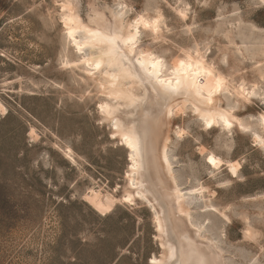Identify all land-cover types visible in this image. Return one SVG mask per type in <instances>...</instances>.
Here are the masks:
<instances>
[{"label":"rangeland","instance_id":"374dc122","mask_svg":"<svg viewBox=\"0 0 264 264\" xmlns=\"http://www.w3.org/2000/svg\"><path fill=\"white\" fill-rule=\"evenodd\" d=\"M65 1L91 28L128 34L138 17L158 19V33L140 26L136 50L165 61L163 78L186 52L226 78L210 106L229 114L232 128L218 121L206 129L184 102L166 127L168 161L191 200L185 230L200 234H191L193 247L214 244L221 264H264V148L241 131L264 137V0H0V264H149L163 256L158 206L148 196L122 200L127 150L98 108L105 100L121 115L139 89L123 81L118 97L99 92L107 66L91 70L82 59L93 50L77 51L65 36ZM76 36H85L81 28ZM201 84L205 94L204 76ZM98 190L118 198L105 213L84 201Z\"/></svg>","mask_w":264,"mask_h":264},{"label":"bare ground","instance_id":"6f19581e","mask_svg":"<svg viewBox=\"0 0 264 264\" xmlns=\"http://www.w3.org/2000/svg\"><path fill=\"white\" fill-rule=\"evenodd\" d=\"M71 6L68 1H65L61 4V19L65 31V36L71 42L75 50L81 51L82 48H84L85 40L91 39L90 37L86 36L78 38L76 36V33L80 28L82 29L83 27H87L88 29L93 31H103L112 28L118 31L116 28L108 25L106 26L104 24L100 26V24L97 23L94 28H91L87 25H82V23L77 21L75 13L72 10L74 8H71ZM141 27H143V25H141ZM70 30L74 33L73 37L71 38L68 36V32ZM135 30L136 27L133 23L132 30L128 34H123L120 31L118 32L127 37L130 34L136 35ZM124 50L129 55L133 54V50L131 48L125 47ZM141 52L146 54L144 57L145 62L148 61V58L150 56H155L154 54H152V52L148 50H142L141 47H138L137 50H135V55L137 58H140ZM189 56H191V62L193 66H195L196 63H201L204 66L210 68L213 73L210 77L204 76V79L208 82L209 86L207 92L205 91V99L203 100L194 95H189L187 97L183 95L168 96L166 104L162 100H158L157 94L153 91L151 83L147 82L146 79L141 80L133 78L144 75L140 65L135 63L134 60H125L124 69H121L119 67H107L105 72H107L108 75H102L101 81L97 83L99 92L105 93L110 97L120 96V92L116 87L118 82L127 81V83L132 85L134 83V85L136 84L139 89V93L135 95V97L139 101L138 104L135 107H130L132 103L130 97H133L134 95L128 96L127 99H129V101L126 105L127 109L125 113L121 115H118V111L111 108L105 100L100 101L98 108L100 113L104 115V119L111 126L112 136L117 137L118 143L127 150L129 172L126 178L128 189L122 196V200L128 203L129 198L132 201V197L143 198L148 196L150 200L158 206V210L154 211L152 219L154 220L158 238L164 239L162 244L163 256L158 260L155 257H151L149 264H221V253L219 254L217 248L214 247V244L205 243V245L202 244L203 248L199 249L198 247H193L194 242L190 238L191 234L192 236H194L193 238L195 240L199 238L200 234L198 232L199 229L197 230V228H195L193 232L191 231V234L189 233L190 235L187 233V231L190 229V225L188 224L190 222H188V206L191 200H184L180 193L181 191L179 192V188H177V184L175 183L174 176L172 174L173 172H171V165L168 161L167 151L170 138L166 127L170 122V116L173 113L181 112L184 109V102L190 101L194 106L192 107L193 110L196 111L201 118L202 115L206 112L227 114L224 111L217 110L207 103V95L209 90L214 89L215 79L221 78L225 83L226 78L217 70H215L214 67L210 65L198 52H186L182 59L187 61ZM97 58L98 54L90 53L86 56H83L82 60L86 65H89L91 67V70L97 71L94 67V63ZM107 63L108 58L105 57L104 64L107 66ZM177 65L178 63L175 64L172 69L176 68ZM126 72L131 73V75H126ZM113 76H115L116 78H111ZM169 78L173 80V86H175V77L173 71L171 72L170 77L164 79ZM115 87L117 88L116 90H114ZM241 89L242 88H236L239 96L243 95ZM201 90H203V87L201 88ZM213 96L211 97L212 100L214 98ZM4 110L5 107L0 103V112L2 111L3 113ZM169 112H171V115H169ZM227 116L230 122L232 117L229 114H227ZM262 117H264V113ZM114 121L116 122L115 124ZM202 121L204 127L206 129H209L210 127L206 126L204 119H202ZM218 121L219 120L213 118L211 126L216 124ZM219 122H221L222 126L225 127L222 121ZM117 124H122L124 128H119ZM128 127H135L136 133L141 141L140 158L136 160V163L140 165V171L136 175L132 174V164L133 160L136 158V154L127 147L126 143L122 142V136L124 135V132ZM180 130L175 133L176 137H180V135H178V132L182 133ZM29 134L33 137L35 135L34 130L31 129ZM60 151L65 159H67L72 164H75L74 154L70 148L66 147L60 149ZM130 157H133V159H130ZM133 183L136 184L135 187L132 186ZM117 200L118 198L114 197L113 195L104 193L100 190L89 191L84 197V201L89 206L97 211H100L101 213L107 212L112 207V205L116 203ZM163 200H165V203L163 202ZM185 228H187L188 230L186 229V231ZM183 254H185V256Z\"/></svg>","mask_w":264,"mask_h":264},{"label":"snow or ice","instance_id":"6c2138e0","mask_svg":"<svg viewBox=\"0 0 264 264\" xmlns=\"http://www.w3.org/2000/svg\"><path fill=\"white\" fill-rule=\"evenodd\" d=\"M183 15V13H182ZM135 27L137 29L136 35H129L125 37L122 33L109 28L107 30H90L87 27H83L81 31L85 34L86 37H90L91 39H86L84 42V46L91 48L94 53L98 54V58L95 60L94 67L96 70H101L105 67L104 59L108 58L107 67L114 68L119 67L121 69L125 68L124 61H135V63L139 64L141 69L143 70L144 75L140 77H133L136 79L147 80V82L152 84V89L157 94V99L162 100L165 104L167 103L168 96H189L194 95L199 97L201 100L205 99L204 94L201 90V78L203 76H212V70L201 63H196L193 66L191 62V56L188 57L187 61L181 59L176 68L172 69L174 77H175V86H173V80L171 78L164 79L163 72L165 67V61L156 58L155 56H150L148 61L145 62L144 57L145 53H140V58H137L135 55L136 46L139 43V28L143 25V28L146 30H151L153 33H158L160 31L159 28V20H146L143 17H139L134 21ZM67 26V25H66ZM73 31L68 32V36L73 37ZM125 47L131 48L133 50V54L129 55L125 52ZM79 50V49H78ZM91 74V73H90ZM106 76L107 72L104 73ZM126 75H131V73L126 72ZM115 79L116 77H111ZM224 81L221 78L215 79V87L213 90H209L207 95V103L212 104L211 97L220 92ZM243 91V89H241ZM132 103L130 107H135L138 104V99L133 96L130 97ZM103 107V106H102ZM171 115V112H169ZM217 119L222 121L225 127L231 129L232 124L229 122L227 114L223 113H212L206 112L202 115V119L206 126L211 127L212 119ZM261 120L264 121V117H261ZM116 122L114 121V124ZM117 126L121 129L124 128L122 124H117ZM241 131L248 133L252 132L253 139L255 143L264 148V137L257 135L252 131L251 128L245 127L241 124ZM178 135L182 136L183 133L178 132ZM122 142L127 144V147L132 150L133 153L136 154V158L133 160L132 164V174L136 175L140 171V165L136 163V160L140 158L141 154V141L136 133L135 127H128L122 136ZM133 159V157H130ZM209 163L215 167L218 161L213 157H208ZM233 175H236L235 169H233ZM136 186L135 183L132 185ZM129 202H131L129 198ZM246 237L251 238L250 233H246Z\"/></svg>","mask_w":264,"mask_h":264}]
</instances>
